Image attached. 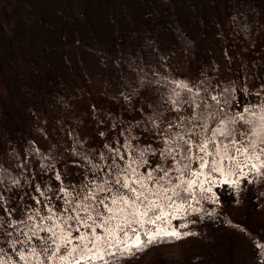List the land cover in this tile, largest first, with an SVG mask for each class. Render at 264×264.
<instances>
[{
	"label": "snow or ice",
	"instance_id": "1",
	"mask_svg": "<svg viewBox=\"0 0 264 264\" xmlns=\"http://www.w3.org/2000/svg\"><path fill=\"white\" fill-rule=\"evenodd\" d=\"M235 91L229 87L212 95L205 89L202 95L175 82L168 102L174 110L188 104L192 115L167 125L160 148L133 144L136 138L129 136L124 144L105 145L109 155L100 153V162L83 157L91 178L86 173L80 184H64L57 171L59 207L33 196L42 208L29 205L16 218L4 196L10 188L0 190V241L7 244L0 246V264H116L153 245L196 235L180 232L188 225L172 221L200 211L193 202L209 199V193L215 203L213 187L239 188L242 180L264 176V97L259 103L240 101L233 110ZM242 91L251 94L246 85ZM150 119L158 128V119ZM157 156L153 163L150 158ZM4 173L0 168V185ZM10 184L21 187L18 179ZM35 191L51 200L39 184Z\"/></svg>",
	"mask_w": 264,
	"mask_h": 264
},
{
	"label": "trees",
	"instance_id": "2",
	"mask_svg": "<svg viewBox=\"0 0 264 264\" xmlns=\"http://www.w3.org/2000/svg\"><path fill=\"white\" fill-rule=\"evenodd\" d=\"M140 7L142 21L139 28L133 25L125 29L119 20L112 19L114 30L111 42L95 29L89 18V4L85 6V24L69 12H62L58 44L44 43L41 61L32 46L4 35V49L15 67L0 66V116L5 111L8 98L49 103V111L41 113L44 122L55 130L60 124H65L71 146L67 147L60 141L59 145L52 144L44 149L29 138L25 146H19V150L11 146L10 153L4 159L3 151H0V168L5 170L2 186L17 188L11 186L10 179H18L22 186L20 172L22 167L25 168L24 172H29V164H26L29 161L47 171L58 165V162L65 164L67 156L82 158L81 143L73 127L79 123L99 127L118 122L127 131L132 128L133 122L134 128L139 127L161 138L168 124H175L181 117L192 115V107L188 104H184L180 110H174L168 97L172 95L175 82L188 84L187 68L194 51L202 43L204 33L197 31L196 35L189 32L186 21L179 15L186 6L178 0H140ZM188 9L193 18L192 23L195 21L202 32L214 35L221 41L227 59L234 42L249 53L250 48L254 50L258 45L260 33L264 36V3L259 0H223L222 8L217 0H198ZM36 23L44 32L51 30V22L43 12L36 18ZM23 46L26 54L20 52ZM41 62L44 68L40 66ZM215 67L218 64L214 63L209 68L210 75L203 72L197 74V80L189 87L202 95L207 94L205 89L212 95H219L225 88H236L230 80L219 82L213 70ZM92 77L105 81L103 96L113 104L116 112L93 105L87 111L73 116L77 112L74 104L84 99L83 84L91 81ZM234 95L238 101L240 96L237 88ZM136 112L138 116H135ZM150 118L158 119V128H153ZM126 125L129 126L125 129ZM2 130L0 121V137ZM54 134L59 137L56 132ZM77 152L81 155H76ZM20 158L26 163L15 164ZM249 221L252 223V218L245 222ZM189 239L186 237L179 241L159 243L117 261L132 262L152 254L150 264H164L158 255L159 251L188 244ZM254 239L251 228H245L242 224L239 232L228 237L225 243L232 245L241 240L254 242ZM261 245L264 246V242Z\"/></svg>",
	"mask_w": 264,
	"mask_h": 264
},
{
	"label": "rangeland",
	"instance_id": "3",
	"mask_svg": "<svg viewBox=\"0 0 264 264\" xmlns=\"http://www.w3.org/2000/svg\"><path fill=\"white\" fill-rule=\"evenodd\" d=\"M178 1L186 6V9L179 15L186 21L189 32L196 35L197 31L204 33L202 43L194 51L187 68L188 85L190 86L197 80L196 76L199 73L210 75L209 68L215 63L218 64V67H215L216 70L213 69L217 80L219 82L230 80L237 88L240 98L233 110H238L242 106L238 103L240 101L243 104L259 103L261 97H264V91H261V86L264 85L263 34L260 33L258 45L254 50L250 48L249 53L244 52L242 45L234 42L229 59H227L221 41L214 35L202 32L195 21L192 23L193 18L188 6L197 4L198 0ZM259 1L264 3V0ZM222 2L223 0H217L221 8ZM86 4L90 5L89 18L95 29L108 42H111L114 30L112 19L119 20L125 29L133 25L139 28L142 21L140 0H0V66L15 67L14 61L9 60L7 50L4 49L6 46L2 43L4 35L8 38L14 37L16 42L20 41L32 46L41 61L44 43L58 44V35L62 25L60 14L69 12L85 24ZM40 12H43L51 22L49 32L42 31L36 23ZM247 47L249 48L248 45ZM20 52L27 53L24 46ZM20 64L22 65L21 62ZM40 66L43 67L44 63L41 62ZM245 85L251 94L242 91ZM83 88L84 99L74 104L77 112L73 116L79 114L78 112L87 111L93 105L104 106L113 113L116 112L113 104L103 96L105 81L102 78L92 77L91 81L83 84ZM257 91L261 92L260 96L255 95ZM7 101L8 103L4 106L5 111L0 116L3 128L0 137L2 143L0 151H3V159L7 153H10L11 146H16L19 150V146H25L29 138L44 149L52 144L59 145L60 141H63L67 147L71 146L65 124H60V127L55 130L53 126L44 122L41 113L49 111V103L43 104L25 98H8ZM138 115L139 113L136 112L135 116ZM69 126L76 129L83 157H89L94 162H100V153L109 155L105 145L116 147L117 141L124 144L129 136L136 138L132 141L133 144L139 143L141 146L151 144L154 148L163 146L161 138L149 131L140 130L139 127L134 128L133 122L132 128L127 131L123 130L118 122L99 127L89 123H79L76 127L72 124ZM55 132L58 138L55 137ZM83 157L67 156L65 164L58 162V165L47 171L39 168L37 163L30 161L26 163L24 159H17L15 161L17 165L29 164V172H24L25 168L21 166L22 186L10 188L9 191L4 192V196L9 198V206L16 209L13 215L20 218L29 205L32 208H42V205H37L32 199L33 196L41 199L43 203H52L59 207L61 201L57 200V195L61 181L55 179V173L57 171L61 173V180L64 184H80L88 173L87 161ZM150 159L153 163L159 161L158 156ZM88 175L91 178L90 173ZM251 178L252 183L242 180L239 188H232L229 185L213 187V192L218 197L215 203L212 202L209 193L207 194L209 199H201L199 204L193 202V207L200 211L189 212L181 219L173 220L174 226L188 225L186 228H180V232H192L196 235L188 237L190 238L188 244L160 250L158 255L164 260V264H264V251L257 248V244L261 245L264 242V176ZM37 184L43 191H46V196L51 197V200L41 197L35 191ZM3 188L7 187L0 185V190ZM3 214V209H0V215ZM251 218L252 223L251 221L250 223L245 222ZM242 224L245 228H251L252 236L256 241L241 240L232 245L225 243L228 237L239 232ZM0 246L7 248V244L3 241H0ZM151 257H153L152 254L132 262L117 261L116 264H150Z\"/></svg>",
	"mask_w": 264,
	"mask_h": 264
}]
</instances>
